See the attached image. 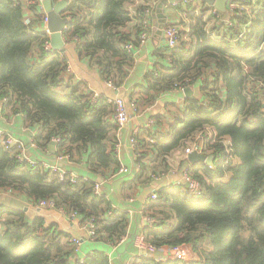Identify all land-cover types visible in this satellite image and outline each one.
Instances as JSON below:
<instances>
[{"label":"trees","instance_id":"1","mask_svg":"<svg viewBox=\"0 0 264 264\" xmlns=\"http://www.w3.org/2000/svg\"><path fill=\"white\" fill-rule=\"evenodd\" d=\"M69 1L63 39L75 44L101 79L120 86L133 61L126 45L139 46L140 19L150 0H137L133 14V0ZM234 1L243 10L226 13V27L220 13L211 14L213 8L203 3L200 15L190 16L180 47L167 50L169 66L148 73L140 87L141 105L196 84L205 102L185 98L166 133L153 136L155 143L139 136L137 180L166 172L171 155L192 144L213 157L211 166L189 169L202 195L184 186L159 191L148 205L154 225H146L142 235L156 249L187 245L199 259L147 258L141 264H264V0ZM183 3L175 9L191 12L192 5ZM24 8L21 0H0V105L24 116L37 132V147L47 149L58 139L56 154L84 164L93 175L116 173L113 105L104 98L92 102L83 84L64 79L59 51H46L49 37L25 25ZM28 8L39 17L35 5ZM16 155L0 144V190L22 193L31 203L53 201L56 209L93 220L96 242L116 244L126 236V213L94 195L92 180L72 183L69 174L60 180L40 165L19 163ZM67 239L41 219L29 222L22 211L0 208V264H111L103 252L72 259L74 246Z\"/></svg>","mask_w":264,"mask_h":264},{"label":"crops","instance_id":"2","mask_svg":"<svg viewBox=\"0 0 264 264\" xmlns=\"http://www.w3.org/2000/svg\"><path fill=\"white\" fill-rule=\"evenodd\" d=\"M21 1L25 4V18H28L30 21L29 27L31 26L34 32H43L42 21L46 15L40 0L32 4L36 6L39 17L29 12V6L26 7L29 0ZM145 1L149 2L148 0ZM156 1L150 0L151 6ZM176 1L190 2L192 5L191 12H188L185 7L182 11H179L175 9V6L168 5L163 7L160 13V16L162 15L163 18H159L157 6H155L151 20L156 25V31L151 33L149 39L143 45L135 47L133 52L130 53L133 61L127 69V77L116 88L113 86L109 87L106 81L101 79L98 71L78 55L75 44L65 41L62 34L64 41L63 51L70 67V72L64 74V79H71L74 84H83L85 91L90 97L97 95V99L104 98L108 101L121 98L127 105L129 121L120 133L115 132V137L119 136L121 143L118 162L120 167L122 166L126 169L122 174H119L117 170L116 173L109 172L107 177H101L100 175L91 174L82 163H74L66 159L58 160L57 157L60 155L56 154V146L51 144L47 149L37 147L34 143L37 132L25 125L24 116L10 111L9 108L2 104L0 105V129L14 142L10 149H15L17 154H22L30 161L37 162L40 166L43 163L57 165L69 175L83 178L84 180H92L94 183H100V196L109 201L113 209L125 212L127 215V233L119 243L96 242L89 239L81 218L71 220L67 216V213L64 214L57 209H35L30 206L31 202L22 193L0 190V208L4 207L22 211L29 222L41 219L45 227H54L56 230L67 235L68 242L72 238L79 239L81 245L78 252L72 256L74 260L83 261L94 252L105 253L109 257L111 264H141L147 258L157 260L161 258L159 256L161 253H156V255L149 254L139 247V240H143L142 235L146 228L145 219L148 212L145 198L152 192H159L171 186L182 188L183 185H180V175L185 168L189 171L193 164L188 161V157L185 158V150L183 152L177 151L171 155L170 159V168L176 169V174L167 173L160 180H153L149 175V177L137 180L140 168L134 160L128 140L130 134L136 128L140 130V138H144L145 140L149 138L148 136L151 138L154 135L163 136L185 98L192 97L205 102L199 84L162 93L156 101L149 105H141L140 101L142 100H138L141 99L140 87L144 86L146 75L153 72L155 68L169 66V53L165 47L162 29L168 25L175 24L181 25L185 33H187L190 27V16L194 15L198 17L203 3L205 4V8H208L206 2L203 0ZM137 3V0H133V4L129 6L131 14L134 13ZM212 8L214 7L212 6ZM229 12L227 2L226 13L228 14ZM209 14L206 13L204 18L209 16ZM64 17H66L65 14ZM136 22V19L133 20L128 28L131 29ZM221 24H224L225 27L229 26V16Z\"/></svg>","mask_w":264,"mask_h":264},{"label":"built area","instance_id":"3","mask_svg":"<svg viewBox=\"0 0 264 264\" xmlns=\"http://www.w3.org/2000/svg\"><path fill=\"white\" fill-rule=\"evenodd\" d=\"M36 1L37 0H29L26 7H28L32 4H35ZM158 1L159 0H157L156 3ZM156 3H154L152 6L146 8L141 15L140 26L142 28V32L139 36V46L143 45L146 42V40L149 39L151 33L156 31V25H154L152 20H151V17H152V14L154 12V8L156 6ZM184 3L189 4L190 2L184 1ZM178 4H179V2L176 1L172 5L176 7ZM228 9L230 12L237 11L238 14H241V12L243 10L233 0H228ZM29 12H31V11L29 10ZM215 13H217V10L213 8V14H215ZM29 22L30 21L28 18H26L24 21L25 25H29L30 24ZM42 24H43L42 25L43 33H45L49 37L50 33L48 31V28H47V24H48L47 17L43 18ZM66 28L64 29V31L66 30ZM161 32L163 33V36H164L165 47L167 48V50H169V52L178 49L180 47L182 40L185 38L184 28L181 26L174 25V24H171V25L164 27ZM44 48L48 52L53 51V49L50 45V37H49V40L45 43ZM126 49L129 53H131L135 49V46L133 44L126 45ZM59 57L62 61H64L65 65H66L64 74L69 73L70 67H69V64L67 62L64 51H59ZM106 84L109 87L113 86L110 81L106 82ZM96 99H97V95L91 96L92 102H94ZM108 102H110L114 108L113 113L110 116V121L115 125L116 133H120L126 127L128 121H129L127 105H126L125 101L121 98L109 100ZM139 136H140V130L138 128H136L132 131V133L129 136V140H128L129 148L131 149V151L133 153L134 160L136 162L138 161V159L140 157V151L138 150ZM147 142L153 144V143H155V139L149 137V138H147ZM13 143H14L13 140L10 139L9 137H7L3 133V131L0 129V144L3 145V147L6 149H10L12 147ZM57 143H58V139H52L51 144L56 146ZM120 147H121V143L119 140V136H117V137H115V142H114V152H115L117 160L119 158L118 153H119ZM193 152L202 154V152H203L202 147L193 145L191 148H189V147L186 148L184 151L185 158H187L188 155H190ZM16 158H17L19 163H27L31 166L38 165L37 162L30 161L29 159H27L25 156H23L20 153H18L16 155ZM57 158H58V160H61V159L69 160V158L66 155H60ZM41 166L44 169L50 170L54 173H57L60 180L66 178L67 173L65 171L61 170L59 168V166H57V165H49L47 163H43V164H41ZM125 170L126 169L121 166L118 169V173L122 174L123 172H125ZM167 173L176 174V169L170 168L168 170V172L152 173L150 176L153 180H160ZM180 178H181L180 179V185L185 186V188L188 189V191L191 195H193L195 197H200L202 195V188H201L200 184L192 178V176L190 175L189 171L186 168L183 170L182 174L180 175ZM70 181L72 183H76L77 177L70 175ZM93 193L96 196H100V183L94 184ZM158 198H159V195H158L157 191L150 193L145 198V203L147 204V208H148V205L150 203L157 201ZM30 206H32L35 209H39V210H41V209H56L55 203L53 201H48V200L39 201L37 203H31ZM57 210H59L65 214V212L63 210H61V209H57ZM113 210H115V209H113ZM111 212H112V210L108 213V215H110ZM67 216L71 220H76L79 218L76 213H69V214H67ZM145 220H146L145 222H146L147 226L151 227L154 225V221L151 218H149L148 216ZM83 224H84V229H85L89 239L91 241H94L96 238V227H95L93 220H90V219L83 220ZM69 243H71L74 246V253L76 254L78 252L80 245H81V241L79 239L72 238L69 240ZM139 247L149 254H155L156 255V253H158V254L161 253L159 255V256H161V258H158L161 261H163V260H165V261L166 260H178V261H182V262L183 261L188 262L190 259V256H191L190 255V247L187 245H180V246L171 247V248L161 247L159 249H156V248H153L152 246H150L148 244H145L144 241L141 239V240H139Z\"/></svg>","mask_w":264,"mask_h":264},{"label":"water","instance_id":"4","mask_svg":"<svg viewBox=\"0 0 264 264\" xmlns=\"http://www.w3.org/2000/svg\"><path fill=\"white\" fill-rule=\"evenodd\" d=\"M176 0H160L157 6V14L159 18L163 7L172 5ZM206 2L207 7H214L218 13H220V23L227 20L226 4L228 0H203ZM43 5L44 13L47 17V28L50 33V45L54 51H63L64 41L62 34L64 29L69 24V19L64 17V14L69 6V0H40ZM188 161L191 164L203 163L207 166H211L213 163L212 156H205L196 152L188 155Z\"/></svg>","mask_w":264,"mask_h":264},{"label":"rangeland","instance_id":"5","mask_svg":"<svg viewBox=\"0 0 264 264\" xmlns=\"http://www.w3.org/2000/svg\"><path fill=\"white\" fill-rule=\"evenodd\" d=\"M212 14H213V11H212ZM193 146V144L192 145H189V148H191ZM190 259H189V261L187 262V263H190V262H193L194 260H197V259H199V258H197V256L193 253V251L190 249ZM184 262V261H183Z\"/></svg>","mask_w":264,"mask_h":264}]
</instances>
